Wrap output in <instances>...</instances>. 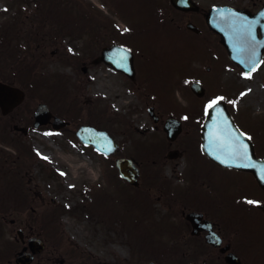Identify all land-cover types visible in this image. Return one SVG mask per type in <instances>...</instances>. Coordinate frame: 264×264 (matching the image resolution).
<instances>
[{"label":"flooded vegetation","instance_id":"flooded-vegetation-1","mask_svg":"<svg viewBox=\"0 0 264 264\" xmlns=\"http://www.w3.org/2000/svg\"><path fill=\"white\" fill-rule=\"evenodd\" d=\"M100 1L109 10L105 13L109 17L101 13L99 18L90 22L89 36L92 39L87 41L86 54L83 49L81 57H73V61L80 62L86 73L89 70L96 76L95 70L102 75V72L113 73L119 81L139 90L141 88L137 86L143 85L146 91L154 81L172 78L169 74L176 66L171 59L181 62L187 47L195 51L199 67L204 63L211 64L204 73L198 70L197 73L203 74L201 79L215 68V63L222 65L228 61L226 51L219 44V36L208 28L206 22L207 15L214 8L226 5L244 10L249 18L243 24L247 28L258 25L256 18L264 9V0ZM154 27L161 34L152 32ZM108 28L110 30L103 38L101 34ZM73 31L74 28H68L71 36L84 35ZM95 31L101 34H93ZM256 35V39L261 38L259 29ZM161 36L168 43L171 40L167 37H172L176 42L180 40L188 44L180 45L177 53L170 47L152 52L142 46L143 42L154 41L155 37L160 40ZM112 45L122 46L131 54L128 57L135 71L133 79L121 71H110V66L103 62L95 63L103 49ZM262 54L264 65V52ZM188 68L191 69L190 66ZM166 70L168 74L165 77ZM217 76L220 78L219 74ZM217 76L213 80L216 81ZM10 79L8 73L0 76L1 82L15 85ZM90 81L91 78L87 82ZM217 96L224 98L227 113L239 131L251 137L256 156L264 158V109L244 108L241 93H220ZM153 105L156 106L155 103ZM172 111L180 116L178 120L182 127L176 138L169 141L163 126L172 116ZM205 117L206 109L171 110L160 104L144 120L145 123L150 121V125L140 131L135 128L141 136L134 139L135 156L131 159L139 170V176L136 186L130 185L131 194L147 203L145 207H137L141 221L146 222L154 210L162 211L166 231L164 236L147 237L141 244L138 242L140 237L135 236L128 246V260H133L132 264L140 261H144L142 264L150 261L157 264H264V232L254 227V223L264 219L260 209L264 205V191L255 187L250 174L221 169L203 156L200 147ZM226 122L230 123V119L227 118ZM138 145L148 146L146 157L138 155L142 150H137ZM106 159L101 157L102 161ZM108 159L112 163L116 160L113 157ZM116 176L119 179L117 173ZM249 200L257 203L249 204ZM190 214H197L199 218L192 223L187 220ZM44 233L37 231V237L44 242L43 252L47 249L50 257L44 262L43 253L38 254L37 264H121L114 254L108 257L105 252L92 253L87 243L68 244L54 236L47 240V232ZM139 258L143 260L137 261Z\"/></svg>","mask_w":264,"mask_h":264},{"label":"rangeland","instance_id":"rangeland-1","mask_svg":"<svg viewBox=\"0 0 264 264\" xmlns=\"http://www.w3.org/2000/svg\"><path fill=\"white\" fill-rule=\"evenodd\" d=\"M83 1L0 0V42L3 41V39L7 40L4 37L6 34H9L10 29L13 30V35L10 38L15 37L14 32L19 28V21L15 22L17 23L16 25L10 26V19L17 14H21L20 23H24V29H27L29 24H33L34 31L30 35L25 30L19 31L17 40L23 42L21 43L22 48L30 46V41H33L35 33L37 41H41V45L43 46L37 50V52H40L44 56H48L51 51L53 52L51 56L46 57L45 61L40 62L34 68L30 67L29 73L23 72L24 69L21 66L20 69L17 70V72L20 71L21 73L16 76L18 78L14 77L15 73L13 70L7 71L10 77L21 85V87H19L21 89L23 88L26 97L24 103L16 110H13L10 116L3 117L0 114V166L3 171H6L4 174L6 177L5 181L8 179V176H10L8 175V170L10 168L20 171V176L23 177L24 181L23 188L29 190L27 192L29 203H26L23 194L19 195V198H15L12 192L7 194L3 192L4 198L8 201V205L4 204V208L15 205L17 206L16 208H22L28 205L27 208L31 207L32 210L34 209L35 211L29 212L26 211L25 208L17 211L16 216L11 213L13 210H9L10 208L7 209V211L5 210L6 212L4 214L0 212V251L2 252L0 256L4 258L1 259L0 264H13V256L20 249L19 242L15 239L17 229L24 228L26 224L35 228V231L37 230V220L40 221V219L37 218V209L41 214H44L46 210L58 211L59 216H56L53 225L63 228V231L68 235L70 234L69 236L73 240H76L78 244L79 241L83 243L84 237L85 241L91 244L95 254L100 253V251L106 252L108 249L123 258L127 248L123 244L126 238L121 234L123 227H115L117 231L116 235L110 232L105 235L95 223V219L92 218V210L99 219H102L104 216L108 220H122V223L127 226L132 233L142 235L138 240L139 244L145 242L146 238L151 235V233L147 232L145 226H137L139 225V219L136 216H132V209L141 206L145 207L147 204L146 201L140 198L125 196L121 192L120 186H118L113 179L104 176L105 174H109V171L108 169L102 170V167L99 166L101 161L96 157V154L82 147L80 144L73 142V127L71 131L65 130L63 132H54L49 126L38 127L37 129H32L31 127L33 122L32 114L39 103H50L54 110L60 109L58 99L50 95L53 90V85L60 82H57L59 77H61V80L64 77V89L61 92V97L63 98L61 105L63 108L69 106L71 112L80 117V113H77V110L73 107L81 109V119H83V123L84 121H92V124L99 127H106L114 131L115 128H117L115 127L116 120L121 118L122 121L126 122L128 117H124V114L126 116L128 110L134 107L140 108L141 103L138 102L137 97L131 92L130 86L127 92L126 88L128 85L119 81L113 74L102 72V75L99 71L95 70L97 76H94V80L87 84L81 72V63L77 61H68L66 59V57L70 58L65 50L66 45L71 47L75 45L81 52L83 49L85 52L87 49V41L92 39L91 36H89V23H92L93 20L91 16L94 18H99L101 16H99L97 8L88 2L83 3ZM54 2H56V5L53 4ZM9 5L11 7L6 11ZM66 6H69V8L66 9L64 19L61 20L60 24V22L56 21L57 16L54 14V11L59 9V11L63 12ZM70 7L77 8L79 12H72ZM100 11L104 16H107L103 10ZM87 18L89 19V23L85 24ZM62 24L65 27L74 28L75 32H79L82 27H84L86 31L82 32L84 33L83 36L76 38L70 36L67 32L58 33L57 30ZM29 28L31 29V26H29ZM107 30L110 29H105L102 34L99 31L92 33L95 35L101 34L104 38L106 37L105 32H107ZM152 32L161 34L155 27ZM161 37L160 40L143 42L142 46L148 48L152 52L170 47L173 49L174 53H177L180 50V45L188 44L180 40L176 42L172 37H167V39L172 41L168 43V41L162 40L163 36ZM186 50L190 53L193 52L188 47ZM29 51L34 52L31 48ZM2 53L3 52H0V59L3 58ZM190 53H186V55L183 56L188 57ZM201 57L203 56L201 55ZM171 62L177 67L171 74L172 78L178 77L180 79L187 75L184 65H180V61L172 58ZM191 62H189V64ZM9 64L10 65L8 66L7 64L6 67L16 68L17 66L15 63ZM218 64L219 63H217V65ZM217 67L222 70L221 65ZM217 72L218 70L216 68L214 73L216 74ZM223 75L227 78H232V76H234L230 71L225 72V74L223 73ZM22 76H24L25 79H21ZM186 77L191 79L196 78L194 74L191 76L187 75ZM188 81L189 80H186L185 83L182 82L179 84L178 82L171 81L162 83L160 85V90L163 99L169 104H176L175 95H181L183 92L186 93L185 90L188 93ZM204 86L207 92L212 91V94L220 91V87H215V84H205ZM227 86L235 87V90L232 92L233 94H236L240 88L243 89L242 91L245 98L242 106L244 108L258 107L264 109V68L261 69L257 75L253 76L250 81L243 80L236 82L233 80L230 81ZM176 99L179 100V97H176ZM180 103L184 105L186 102L181 100ZM57 112H60V110ZM140 117L141 116L138 118ZM69 118L75 120L72 114H69ZM130 118H132V116ZM130 118L129 122H132ZM14 125L27 128V135L24 136L23 133H15L12 130ZM17 139H20L21 142H25V144L30 147L36 154L37 161L31 158L32 161H26L23 164L21 160H15L16 151L18 150L14 147L12 142H17ZM5 146H8L11 151L6 150ZM144 153L145 148L138 153V155L146 157ZM125 154L131 156L135 153L132 151V148L128 146L124 155ZM44 157H47V159H44ZM6 160H8L7 164ZM79 162H89L91 164L88 163L89 169L85 171L83 170L84 168H78L76 177H74V174L70 172V168L74 164L77 165ZM86 185H92L90 188L92 198L89 202V207L88 204H86L87 194L83 193L84 186ZM35 192H39L40 196H37ZM2 194H0V197H2ZM37 201L42 202V205L46 203L45 207L42 208V205L39 206V202ZM82 206L91 214L89 212L79 214L78 211ZM143 213L147 215L145 211H143ZM77 214L80 216L76 217ZM12 218L15 220L14 224L10 221ZM118 225H120V223ZM254 227L264 232V219H260L254 223ZM38 228L43 229L44 226H38ZM84 230L89 234L84 235ZM105 240H110L113 243L111 245L107 244V246L105 243L103 246ZM4 244H7L5 248L3 246ZM11 254H13V256ZM10 255L12 257H10ZM107 255L109 256V254ZM6 257L9 258L5 259Z\"/></svg>","mask_w":264,"mask_h":264},{"label":"water","instance_id":"water-1","mask_svg":"<svg viewBox=\"0 0 264 264\" xmlns=\"http://www.w3.org/2000/svg\"><path fill=\"white\" fill-rule=\"evenodd\" d=\"M218 13L212 12L215 15L213 18V23L209 25L216 31L220 37H221V44L225 47L227 50L229 56L236 61L237 63H241L239 60L235 58V56H238L240 52H237V48L239 43V37L241 36H251L248 34V31H242V26L239 25L238 21L243 20V15L240 12H235L232 10H229L228 8H219ZM211 16V15H210ZM209 16V18H210ZM236 23V24H235ZM194 93L197 95H202L203 91L197 88H192ZM23 99V94L15 88L8 87L4 84L0 83V108L3 114L8 113L15 105L19 104ZM225 109L222 104H217L214 108L211 109ZM50 114L47 110V108L43 105H40L37 109V112L35 113V127L38 125L46 124L49 122ZM56 120V119H55ZM54 126V123H53ZM57 127V126H54ZM78 136L81 138V140L86 145H93L96 150L98 151H104L103 144L108 143L110 145V148L113 150L115 148V145L113 143V140L108 137L105 133L97 132L93 128L89 127H82L78 131ZM108 140V141H106ZM203 152L212 160L218 162V158L215 155V151L212 150L211 147H209L207 144L203 145ZM108 153V152H107ZM217 154L224 155V153L220 150H218ZM130 164L126 160H121L118 162V167L120 168L121 164L125 163ZM220 162V161H219ZM222 163V162H221ZM221 165L225 166H231V167H239L242 169H249V170H255V168L252 167H244L242 165H236V164H229V163H222ZM125 178L129 179V174H123ZM263 180L260 181L262 183ZM264 187V185H263ZM29 248L32 252L31 253H25L24 251L19 253V255L16 258L17 264H29L33 259V254L37 253V239L32 238L29 240Z\"/></svg>","mask_w":264,"mask_h":264},{"label":"snow or ice","instance_id":"snow-or-ice-1","mask_svg":"<svg viewBox=\"0 0 264 264\" xmlns=\"http://www.w3.org/2000/svg\"><path fill=\"white\" fill-rule=\"evenodd\" d=\"M125 31H127V29H125ZM242 31H243V28H242ZM247 31H248V34L251 36L252 30H251L250 27L247 29ZM251 38H252L253 41L255 40V37L254 36H251ZM240 51H242V49L238 47L237 48V52H240ZM121 59H126V56L125 57H121ZM247 62L250 65V70H249V73L247 75L250 76L251 72L252 71H255L256 66H257V61L255 59L254 46L249 51V55H248V58H247ZM223 99H224L223 97H219L216 100H213L207 107L208 108H214L218 104V102L220 100H223ZM248 139H251V137H248ZM239 149H242V150H239ZM230 154L233 155L234 157H238V158H241V159H244V160L250 159V157L247 154V145L246 144H241L239 146H233L231 148V150H230ZM44 159H47V157H44ZM242 166H244V167H252L254 165L244 164ZM247 203L254 204V203H257V202L249 200V201H247Z\"/></svg>","mask_w":264,"mask_h":264},{"label":"bare ground","instance_id":"bare-ground-1","mask_svg":"<svg viewBox=\"0 0 264 264\" xmlns=\"http://www.w3.org/2000/svg\"><path fill=\"white\" fill-rule=\"evenodd\" d=\"M88 162L87 163H84V162H79L77 165H73L71 168H70V172L73 173L74 177H76V173H77V169L78 168H84L83 170L85 171L86 169H88Z\"/></svg>","mask_w":264,"mask_h":264}]
</instances>
